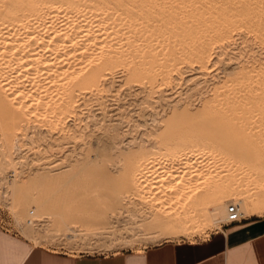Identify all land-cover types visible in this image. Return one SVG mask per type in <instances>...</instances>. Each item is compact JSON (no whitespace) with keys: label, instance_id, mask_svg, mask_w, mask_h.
<instances>
[{"label":"rangeland","instance_id":"1","mask_svg":"<svg viewBox=\"0 0 264 264\" xmlns=\"http://www.w3.org/2000/svg\"><path fill=\"white\" fill-rule=\"evenodd\" d=\"M209 2L213 1L209 0ZM130 3L133 5L132 1ZM142 11L140 13L145 15V8ZM154 13L149 14L147 17L153 20L156 19L157 14ZM184 30L182 27L176 29L179 42L176 44L177 46L169 41L164 43L167 45H165L166 49L164 48V51L161 49L162 51L159 52L163 56V63L159 53L155 58L147 52L141 54L145 58L144 60L148 62L144 67L147 66L149 69H156L157 66L158 69L159 67L160 69L167 68L171 73V75L170 73L168 75L169 80L161 81L159 76H151L149 73H145L140 66V69L137 67V64H135L136 66L130 64L129 67L125 63L115 64L111 67V72L110 70L104 72L105 75L100 80V82H103L99 83L98 81L95 85L81 90V92H84L82 94L83 99L81 96L78 97V92H74L73 96H77V98H74L75 101H83L78 102V107L81 104L79 108L76 107L75 110L73 108L71 119L63 121L62 118L63 123H58L59 121L54 123L44 122L45 124L51 123L48 126L42 124L43 122H34L33 124L31 122L25 128L26 130L21 127L19 131L22 132L23 130V133L20 134L17 130L12 135L11 142L9 141L12 144L9 148L11 149L9 151H12L11 154H5L8 152L6 150L7 147H10V144L6 147L0 145V147L2 146L0 153L7 148L5 152H2L3 154H0V158H3V155H11L4 158L9 163L13 162L9 164L4 158L3 161L0 159L1 163L7 162L10 166L7 163H5L7 166L3 163L2 166L0 165V173L4 172L0 174L2 175L0 176V231L17 236L34 247L46 250L67 254L80 252L96 254L148 246L166 238L187 240L206 238L209 232L219 229L221 226H226V209L229 205L240 204L241 211L244 209L242 211L244 218L242 221L253 216H264V105L255 103L252 105L253 98L250 97L256 93L253 90L258 88L260 90L261 84V88H264V78L259 80V77H264V33L262 32L264 27L261 32H254L246 28L237 29L234 34L232 33V38L226 40L230 44L225 47V51L222 46H225L226 41L217 44L222 51H218L217 45H214V47L209 46L204 62V67H206L202 71L198 70L197 67L195 68L197 64L194 61L192 52L201 44L205 45L207 37L201 34L197 36L198 38L192 39L190 37L194 35V30L188 28ZM248 31L254 33V35L248 33ZM167 32L173 33L171 28ZM187 49L188 53H186ZM212 49H215L216 52ZM228 52L231 54H228ZM165 54L167 55L165 56ZM249 54L253 55V58ZM226 63L229 64V67L225 65ZM121 64H125V66ZM175 64L178 65V68H175ZM231 65L233 69H231ZM181 67H183L182 70ZM238 67L240 69H237ZM247 67L248 69H245ZM224 68L229 69L228 73H226L227 69L225 72L223 71ZM246 71H248L247 74ZM230 73L231 76H228ZM246 75L251 76L253 80L250 77L252 81H247ZM111 78L114 80H111ZM174 83L175 85H173ZM237 88L240 91L238 93ZM240 100L241 102H239ZM242 102L243 104H241ZM246 103L249 109L246 108ZM225 104H227V108ZM221 105L224 107L221 108ZM246 109L248 110L246 111ZM236 110L237 113H235ZM76 111L78 115H76ZM229 112L231 117L228 114ZM254 113H258L260 116L257 114L256 117ZM92 114H95L96 117L95 115L93 117ZM74 115L78 116L77 120ZM67 120L71 121L67 122ZM258 121V124L255 123ZM172 126H175L174 129L172 128L174 131L172 129L168 131ZM48 127H51V131ZM52 127H54V130ZM1 132L0 130V138L1 134L3 135ZM177 132H180L179 135ZM223 132L226 134L223 135ZM16 136L21 137H18V139ZM171 139L174 142L171 141V144L167 145ZM1 140L4 141V139H0V144L4 145L5 142L2 143ZM161 140L168 143L163 144ZM181 140L183 141L181 142ZM184 140L187 142L184 143ZM178 141L180 142L177 143ZM164 145H166V148ZM182 145H192L197 151L196 156L204 155L207 152V156H204L207 159L214 160L212 164L206 166H195L198 169L200 168L199 170L197 168L192 169H195L194 171L201 175V177L198 175L199 181L196 182V186L199 185V191L205 189L200 193L203 197L207 196L205 200L209 204H207L208 208L206 206V209L200 211L201 215H199L202 216L203 220L199 223V225L202 224L198 229L200 230L198 231L199 234L194 233L197 229L191 230L192 232L187 234H184L181 230L178 232L180 227L176 224L175 219L177 218L171 217L174 214H171L170 218L167 217L170 213H165L167 215L165 218V210H163H171V213H175V209L171 208L170 204L164 201L165 199L161 198L164 203L159 202L161 194L157 197L156 190L150 191L145 188L147 191L144 192V189H141L143 190L141 191L132 187L131 192L128 185L131 176L136 175L138 177L140 173L145 172V170L137 168L138 160L142 159L144 163L142 160L138 162L144 165L150 164L154 160V156L170 153L171 151L176 152ZM12 146L14 149L17 147L21 150L17 151L16 149V152ZM200 146L201 148H199ZM204 148L205 151H203ZM150 149L153 151L149 152ZM7 158L11 159V162ZM151 158L153 159L151 160ZM132 163H134V166ZM12 165L15 166L14 169L11 167ZM205 169L208 171L206 174L208 176L205 175ZM200 170L202 173L204 172L205 179L199 173ZM38 177L39 180H37ZM187 178L189 177L185 179ZM195 178L193 176L190 181L193 183ZM138 181L142 180L139 179ZM15 184H18L17 188L21 194L24 193L26 196H24V203L21 207H16V196L12 194ZM153 192L154 194H152ZM132 193L135 195H132ZM148 194L150 197L154 195L153 197H156L154 198L156 200L154 201L153 197L150 198ZM129 195L130 197H128ZM142 197H144V200ZM241 197H244L243 204L246 205V208L240 202ZM218 198L221 199L220 204H218L219 202L216 203ZM44 200L47 202V208L38 209L37 204ZM214 203L221 206L219 209L216 208V212L212 213L211 211L209 213L211 209L209 207L216 206L213 205ZM157 205L161 208L165 207L161 209ZM163 217L166 220L170 219V222L172 220L176 222L172 221L173 223H170L164 220ZM212 221L215 226L212 225Z\"/></svg>","mask_w":264,"mask_h":264},{"label":"bare ground","instance_id":"2","mask_svg":"<svg viewBox=\"0 0 264 264\" xmlns=\"http://www.w3.org/2000/svg\"><path fill=\"white\" fill-rule=\"evenodd\" d=\"M130 1L133 2V5L130 3ZM212 1L213 2H209V0H0V130L2 131L1 133H3V135L1 134L0 139H4V141L1 140L2 143L5 142L4 145L3 144H0V145H2L3 147L8 146L12 140V135L17 130L19 131V129L21 127H24L23 130L25 128H27L29 123H31V122H32V124L34 122H39V123L43 122L42 124H45L44 122H53L54 123V122H58V121H59L58 123H60V122L63 123V121H65L66 119H69V118L71 119V117L73 115L72 114L73 108L75 110L76 107H78V104L83 101V100H79L80 102L78 100L75 101L74 98H77V96L74 97L73 95L76 92H78V94H77L78 97L81 96V98H82V96H83L82 94L84 92H81V90L95 85L98 81H99V83L103 82V81L100 82V80L105 75L104 72L107 70L109 71L111 69V67H113L115 64L125 63L128 67L130 64L132 66L137 64L138 65L137 67L140 66L141 69H143L145 71V73H149L151 76H159L161 81H164V82L169 80L168 75H169L170 71L167 68L166 69H163V68L160 69V67H159V69H158V66H157V68L154 67L156 69H153V68L149 69L147 66L144 67V65L148 64V62H146L147 60H144L145 58L142 57L141 54L143 52H147L150 54L151 57L155 58L158 55V53L162 51L161 49H163V51H164V48L166 49V47H165L166 44H164L165 42L168 43V41H169L175 45L178 44L179 43L178 39H177L178 34L176 32V29L179 27H182L183 31H185L184 29H187V28L194 30V35L192 37H190L192 39H195V37L200 36L201 34H203L205 37H207L206 41H205V45L201 44L198 48L193 50L194 52H192L194 61L197 64V66H195V68L197 67V69L200 71H202L206 67V66L204 67V62L206 59L207 48L209 46L214 47V45H217V44L225 42L226 40H229L230 38H232V33L234 34V31L236 32L237 29L240 30L242 28L243 29L246 28L247 30L248 29L253 30L254 32H256V31L261 32L263 30V27H264V0H212ZM205 2H207V3H205ZM144 8L146 10V13H144L145 15L142 14L143 13L142 9H144ZM153 10H155V11H153ZM138 11H139V13H137ZM140 11H142V13H140ZM153 12H155L154 14H157L156 19H154V20L147 17L149 14H151V13L153 14ZM169 28H171V30L173 31L172 34L167 32V30ZM262 32L264 33V31H262ZM248 33H251V32L248 31ZM240 34H242V33H240ZM252 35H254V33ZM259 35H261V34L259 33ZM253 37L255 38L256 35ZM201 39H202V36H201ZM233 41H234V39H233ZM239 42H241V41L239 40ZM226 43H227V41H226ZM226 43H225V46L221 45L222 49L224 48V51H225V47H227L228 44H230V43H227V45H226ZM237 44H238V42H237ZM237 44H235V45H237ZM244 44H245V42H244ZM259 45H261V44H259ZM189 47H190V45H189ZM254 47H256V46H254ZM217 48H218V45H217ZM191 49H193V48H191ZM215 49L214 50L212 49V50L214 52H216ZM229 49H230V47L228 48V50ZM178 50H179V48H178ZM187 51H188V49L186 50V53H188ZM218 51H222V50H220V48H218ZM230 52H231V50H230ZM234 52H235V50H234ZM259 52H260V50H259ZM162 53H164V52H162ZM186 53H184V54H186ZM210 53H211V51H210ZM225 53L227 54V52H225ZM231 53L228 52V54H231ZM159 55H160V53H159ZM166 55L167 54H165V56ZM188 55H190V54H188ZM211 55H209V56H211ZM249 55L251 56V54H249ZM224 56H225V54H224ZM146 57L148 58V56H146ZM159 57H162V59L160 58L161 62H162L163 56L160 55ZM246 58H248V57H246ZM251 58H253V55L251 56ZM220 60H222V59H220ZM248 60H250V59H248ZM168 61H170V60H168ZM257 61H255V62H257ZM161 62H159V63H161ZM255 62H253V63H255ZM245 63H246V61H245ZM125 64H121V65L125 66ZM232 64H234V63H232ZM249 64H251V63H249ZM225 65H227V63ZM242 65H244V64H242ZM251 65H253V64H251ZM177 66L175 64V68H178ZM260 66L263 67L262 65H260ZM140 67H139V69H140ZM248 67L245 69H248ZM172 68H169V69L173 70ZM182 68L183 67H181V70H182ZM206 69H208V68H206ZM226 69L224 68L223 71L225 72ZM231 69H233V66ZM237 69H240V68L238 67ZM252 69H253V67H252ZM255 69H256V67H255ZM143 70H141V71L144 72ZM228 70L229 69H227L226 73H228ZM231 71H233V70H231ZM110 72H111V70H110ZM261 72H262V69H261ZM203 73H205V72H203ZM231 73H230V75L228 74V76H231ZM247 73H248V71H246V74ZM250 73H252V72L250 71ZM170 75H171V73H170ZM182 75H183V73H182ZM234 75H235V73H234ZM258 75H259V73H258ZM253 76L255 77V75H253ZM225 77L227 78V76H225ZM250 77L251 76L246 75V78L248 79L247 81L253 80V78L251 77L252 78V80H251ZM172 78H174V77H172ZM255 78H258V77H255ZM259 78L258 79L261 80V78H264V77H259ZM112 79L113 78H111V80ZM175 79H178V78H175ZM195 81H197V80L195 79ZM185 82L187 83L186 80H185ZM241 82H243V81H241ZM241 82H239V83H241ZM256 82H258V81H256ZM256 82H255V84H257ZM227 83H229V82H227ZM114 85H117V84H114ZM173 85H175V83ZM161 86H164V85H161ZM260 86L262 87V84ZM98 87H99V85H98ZM261 87H260V90H259V88L257 90L256 89L253 90L256 93L254 96H250L253 98L252 105H253V103L258 104V105L262 104V106L264 105V88H261ZM114 88L116 89L115 86H114ZM163 89H162V91H163ZM88 90H90V89H88ZM222 90H223V88H222ZM241 91H242V89H241ZM89 92H91V91H89ZM229 92H231V91H229ZM234 92H236V91H234ZM238 92H240L239 89H238L237 93ZM227 93H228V91H227ZM243 93H244V91H243ZM250 93H252V92H250ZM247 95H245V96H247ZM217 97H219V96H217ZM225 98H226V96H225ZM243 98H241V99H243ZM206 99H207V97H206ZM210 99H213V98H210ZM94 100H96V99H94ZM84 101H85V99H84ZM239 102H241V100ZM213 103H215V102H213ZM247 103H246V108H248ZM241 104H243V102ZM80 105H79V107H80ZM226 105L227 104H225V107L227 108ZM222 106L223 105H221V108L224 107V106L223 107ZM232 107H234V106H232ZM241 107H243V106H241ZM255 107H256V105H255ZM111 108H113V107H111ZM81 109H82V106H81ZM243 109H245V108L243 107ZM248 109H246V111ZM77 111H80V110H77ZM77 111H76L77 114L76 113H74V114L78 115ZM95 111H97V110H95ZM239 111H238V113H239ZM225 112H227V111H225ZM261 112H263V111H261ZM235 113H237V110ZM96 114H98V113H96ZM228 114L231 117L230 112ZM254 114H256V117H257L258 113H254ZM76 115H74V116H76ZM94 115L92 114L93 117H94ZM258 115L260 116V114H258ZM77 117L78 116H76V120H77ZM95 117H96V115H95ZM62 118L64 119L63 121H62ZM80 119L82 120L81 117H80ZM212 119H214V118H212ZM238 120H240V119H238ZM68 121H71V120H67V122ZM213 121H215V120H213ZM219 121H220V119H219ZM251 123H253V122H251ZM255 123L258 124L259 121L255 122ZM49 124H51V123H47L45 125L48 126ZM45 125H44V127H45ZM260 125H261V123H260ZM53 126H56V125H53ZM41 127H43V126H41ZM68 127H70V126H68ZM174 127L173 126L171 128L168 127V128H170V129H168V131H171V129L172 128L174 129ZM199 127L201 128V126H199ZM48 128H46V129H48ZM50 128H49V131H51ZM52 128L54 130V127H52ZM32 129H35V128L33 127ZM23 130H22V132L19 131L20 134L23 133ZM28 131H29V129H28ZM45 132H47V131H45ZM169 133H172V132H169ZM179 133H178V135H179ZM165 134L167 135V133H165ZM196 134H197V132H196ZM225 134L226 133H224L223 135H225ZM2 136H4V137L2 138ZM25 136H26V133H25ZM16 137L18 138L19 136H16ZM22 138H23V135H22ZM13 140H14V137H13ZM161 141L160 142L163 144L168 143V142L166 143L165 140H161ZM163 141H165V142H163ZM171 141H173V140L171 139L169 141V144H167V145H170ZM182 141L183 140H181V142ZM18 142H20V141H18ZM173 142H172V144H173ZM179 142L180 141H178L177 143H179ZM185 142H187V141L184 140V143ZM161 143H159V145ZM189 143H191V142H189ZM20 144H21V142H20ZM20 144H18V145H20ZM163 144H161V146H163ZM11 145L12 144H10V147H7L8 149L6 148L7 150L5 149L6 151H8L5 154H7V153L11 154L12 151H9V150H11V149H9V148H11ZM25 145H27V144H25ZM15 146H17V145H15ZM164 146L166 148V145H164ZM199 148H201V146ZM13 149H14V147H13ZM16 149H17V151H19L20 148L16 147ZM16 149H14V150L16 151ZM5 150L4 151L2 150V152H5ZM152 151L153 150H151L149 152H152ZM203 151H205V148ZM207 151H208V148H207ZM2 152L0 154H3ZM121 152H123V151H121ZM145 152H147V151H145ZM196 152L197 151L195 150V148L192 145H182L179 147V149L176 152L171 151L170 153L157 155L156 157L153 155L154 160L152 162L150 161L151 163L147 164L148 166L143 164L144 161L142 159L141 160L143 161V163H139V162H141V160L140 161L138 160L139 162L137 161V168L143 169V170H145V172H143V173L139 172L140 174L138 177L136 175L131 176V180L128 184L130 187L129 188L130 190L132 189V187H133V189L135 187L139 190L144 189V192L147 190H150V191L156 190L157 191L156 194L158 196L157 195H155V196H157V197H159V195L161 194L159 197L160 200H158V201L159 202L162 201L161 198L163 200L165 199L164 201H167V203L170 204L169 206L171 208L175 209V211H176L175 213H173V212L171 213L170 212L171 210L163 209V210H165L164 214L170 213L168 216L165 214V218H166V216L170 218V215L174 214V216L172 215L171 217H173L174 219L177 218V219H175L177 222L174 220H172V221L176 222V224L179 225L180 228H179L178 232H180V230H181L182 232H184V234L190 233V232L194 231L195 229H197V231L195 230L194 233H198V231H200L198 229H199V226H201L202 224L199 225V223L201 220H203V218H201L202 216H200L201 215L200 213L202 212L203 209H206L205 208L206 206L208 208V205H209L207 203L208 201L205 200L207 198V196L203 197L200 193L201 190L200 191L198 190V188H200L199 185L196 186L197 185L196 182L199 181L198 178L201 177V175L196 173L194 171L195 169L194 170H192V169L197 168L195 166L201 167V166H206L207 164L208 165L212 164L214 160L212 161L211 158L207 159V157H205V156H207L206 155L207 152H205V154H204L205 156L204 155H197L196 156L195 155ZM198 153L200 154V152H198ZM211 153H214V152H211ZM3 156L7 157V156H11V155H6V156L3 155ZM211 156H213V155H211ZM214 157H216V156H214ZM3 158H0V159L3 161ZM9 158H11V157H9ZM11 159H8V160L11 162ZM152 159L153 158H151V160ZM1 160H0V165L2 166L3 162L1 163ZM4 160H6V159L4 158ZM132 161L134 162L135 159ZM7 162H5V163H7ZM5 163H3V165ZM12 163L13 162H11L9 164H12ZM226 163H227V161H226ZM9 164H8V166H9ZM133 164L134 163H132V165ZM216 164H218V163H216ZM220 164H222V163H220ZM11 167L14 169L15 166L12 165ZM239 167H240V165H239ZM206 169H205V171H206L205 175L208 173V171ZM235 169H237V168H235ZM135 172H134V174H136ZM2 173H4V172H1L0 174H2ZM22 173H24V171H22ZM199 173H201L203 175V179H205L204 178L205 176L203 174L204 172L202 173L200 170ZM126 174H128V173H126ZM27 175H29V174H27ZM198 175H200V176L198 177ZM0 176H2V175H0ZM193 176H195L197 178V179L195 178L193 181L194 184L196 183L195 185L192 183V181H190V178H192ZM206 176H208V175H206ZM215 176H216V174H215ZM220 176H222V175H220ZM186 177H189V178L185 179ZM23 178H25V177H23ZM41 178H43V177L41 176ZM1 179H2V177H1ZM39 179L40 178L38 177L37 180H39ZM139 179L142 181H138ZM22 180L24 181V179H22ZM187 180H189V181H187ZM18 184L17 185L15 184L14 191L12 192V194H14L16 196V202L14 201L16 204V207L17 206L21 207L24 203L25 194L22 193V194H24V195H22L21 192L18 190V188H17ZM13 185H14V183H13ZM42 186H44V185H42ZM203 186H205V185H203ZM207 187H208V185H207ZM145 188L147 190H145ZM21 190L23 191V188ZM126 190H128V189H126ZM203 190H205V189H203ZM141 191H143V190H141ZM150 191H148V192H150ZM131 192H132V190H131ZM225 192H227V191H225ZM133 194L134 193H132V195ZM152 194H154V192ZM205 194H207V193L205 192ZM225 195H226V193H225ZM148 196H149V194H148ZM153 196L154 195H152L151 197L149 196V197L152 198ZM209 196H210V194H209ZM128 197H130V195ZM144 197H142V199ZM154 198H156V197H153V200L155 201L156 199H154ZM243 198L242 197L240 198L241 199L240 202L242 203V206L245 205V204H243L244 203ZM46 199L48 200V198H46ZM45 200L41 201V202H39V204H37L38 209H46L47 208V206H46L47 202ZM146 200H148V198H146ZM149 200H151V199H149ZM37 202H38V200H37ZM162 203H164V202L162 201ZM216 203L220 204L221 199L218 198V201ZM213 205H216V204L214 203ZM235 205L238 206L239 213L243 216L242 211H244V209L241 211L240 204H235ZM157 206H159V205H157ZM165 206H163V207H165ZM216 206H212V207L210 206L209 208H211V209H210L209 213H211V211H212V213L216 212L215 210L219 209L221 205H218L217 207ZM244 207L246 208V205ZM19 210H21V209H19ZM163 210H161V211H163ZM166 211H169V212H166ZM175 215H177V216L175 217ZM165 218H164V220H166ZM169 218H167V219H169ZM173 218H171V219H173ZM166 221L170 222V219L166 220ZM202 222H204V221H202ZM215 224H216V221H215ZM217 224H219V223H217ZM212 225H214L213 221H212ZM172 226H173V224H172ZM177 230H178V228H177ZM187 231H189V232H187Z\"/></svg>","mask_w":264,"mask_h":264},{"label":"crops","instance_id":"3","mask_svg":"<svg viewBox=\"0 0 264 264\" xmlns=\"http://www.w3.org/2000/svg\"><path fill=\"white\" fill-rule=\"evenodd\" d=\"M0 264H264V216L221 226L206 238L96 254L46 250L0 231Z\"/></svg>","mask_w":264,"mask_h":264},{"label":"built area","instance_id":"4","mask_svg":"<svg viewBox=\"0 0 264 264\" xmlns=\"http://www.w3.org/2000/svg\"><path fill=\"white\" fill-rule=\"evenodd\" d=\"M225 225L241 222L244 218L239 213L238 206L229 205L226 209Z\"/></svg>","mask_w":264,"mask_h":264}]
</instances>
